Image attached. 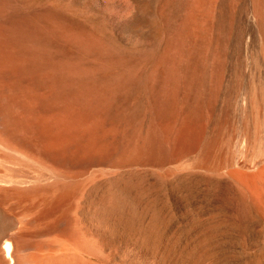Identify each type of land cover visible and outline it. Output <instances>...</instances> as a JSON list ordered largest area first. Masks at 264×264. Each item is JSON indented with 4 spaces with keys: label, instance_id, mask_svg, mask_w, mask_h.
<instances>
[{
    "label": "rangeland",
    "instance_id": "374dc122",
    "mask_svg": "<svg viewBox=\"0 0 264 264\" xmlns=\"http://www.w3.org/2000/svg\"><path fill=\"white\" fill-rule=\"evenodd\" d=\"M219 1L194 36L185 23L191 0H0V41L48 68L72 64L100 80L112 67L130 71L134 79L106 112L120 136L151 122L172 128L176 115L196 108L208 132L246 92L264 88V0ZM152 161L98 171L75 192L70 227L90 248L74 249L67 264H264V179L246 185Z\"/></svg>",
    "mask_w": 264,
    "mask_h": 264
},
{
    "label": "bare ground",
    "instance_id": "6f19581e",
    "mask_svg": "<svg viewBox=\"0 0 264 264\" xmlns=\"http://www.w3.org/2000/svg\"><path fill=\"white\" fill-rule=\"evenodd\" d=\"M213 3L191 0L185 23L194 36ZM254 12L259 19L257 8ZM8 45L0 41V264H67L74 249H89L90 242L70 227L68 211L81 186L85 187L98 171L109 173L116 165L153 160L168 171L218 173L246 185L264 179L263 86L246 92L225 114L224 121L208 132L207 122L205 126L200 120L202 110L196 108L192 116L187 115L192 112L174 114L178 117L174 116L172 128L168 123L151 122L144 131L120 136L114 119L107 118L106 112L116 93L131 79L130 71L113 72L112 64L108 72L113 73L103 74L100 80L85 75L87 70L80 71L78 65L80 70L72 64L48 68L45 62L35 61ZM97 75L99 78L100 73ZM179 82L173 70L167 85L174 96ZM41 235L49 237L39 238Z\"/></svg>",
    "mask_w": 264,
    "mask_h": 264
}]
</instances>
